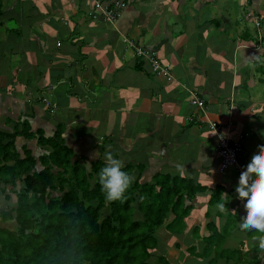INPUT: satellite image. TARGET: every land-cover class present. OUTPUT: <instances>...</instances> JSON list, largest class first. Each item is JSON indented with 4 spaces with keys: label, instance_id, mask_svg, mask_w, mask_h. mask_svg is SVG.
Instances as JSON below:
<instances>
[{
    "label": "crops",
    "instance_id": "1",
    "mask_svg": "<svg viewBox=\"0 0 264 264\" xmlns=\"http://www.w3.org/2000/svg\"><path fill=\"white\" fill-rule=\"evenodd\" d=\"M123 1L116 20L107 21L90 0H0V131L27 123L34 137H48L60 125L87 169L112 152L124 165L143 166L132 175L141 182L168 174L190 183L181 237L159 232L169 238L160 251L184 256L167 257L171 264H207L188 247L202 250L213 228L233 252L216 264H264L253 241L260 234L239 229L238 173L219 172L217 136L186 119L201 115L190 103L195 93L205 119L231 123L243 167L264 143V21L257 27L247 15L264 13V0ZM150 53L168 66L170 80L152 71ZM14 144L21 156L23 147L32 154L43 148L20 134Z\"/></svg>",
    "mask_w": 264,
    "mask_h": 264
},
{
    "label": "trees",
    "instance_id": "2",
    "mask_svg": "<svg viewBox=\"0 0 264 264\" xmlns=\"http://www.w3.org/2000/svg\"><path fill=\"white\" fill-rule=\"evenodd\" d=\"M22 125V130L0 131V182L15 186L16 196L0 210L3 223H14L13 228L0 224V264H171L158 249L166 238L157 231L172 233L173 240L181 237L189 213L184 196L193 194L190 183L168 174L146 182L137 176L123 203L108 202L98 181L104 161L91 162L87 169L83 157L72 160L74 153L57 125L51 136L37 133L38 145L50 151L39 157L42 168L36 170L31 150L23 147L21 156L15 148L17 135H33L27 123ZM134 169L139 175L143 166L125 164L123 170L133 175ZM16 181L22 183L18 189ZM202 237L203 249L188 247L189 255L207 257V264L232 258L215 228Z\"/></svg>",
    "mask_w": 264,
    "mask_h": 264
},
{
    "label": "clouds",
    "instance_id": "3",
    "mask_svg": "<svg viewBox=\"0 0 264 264\" xmlns=\"http://www.w3.org/2000/svg\"><path fill=\"white\" fill-rule=\"evenodd\" d=\"M211 134H215L211 133ZM97 158V153L92 154ZM124 169V162L115 157L112 152L104 155V165L98 171V181L101 192L108 202L126 200V192L132 186L134 177ZM238 199L244 202V215L239 222V229L243 232H254L253 241L258 243L264 251V143L260 144L240 173L235 189ZM221 211L225 205L220 204Z\"/></svg>",
    "mask_w": 264,
    "mask_h": 264
},
{
    "label": "built area",
    "instance_id": "4",
    "mask_svg": "<svg viewBox=\"0 0 264 264\" xmlns=\"http://www.w3.org/2000/svg\"><path fill=\"white\" fill-rule=\"evenodd\" d=\"M94 6L101 10L104 18L107 21H114L121 13L125 6L123 0H90ZM106 2V3H105ZM248 16L253 17L255 25L258 27L261 21H264V13L259 15H254L247 13ZM127 45L135 52L137 56L143 57L146 56V51L140 46L136 45L132 40L125 39ZM150 60V65L152 71L157 74H164L166 79L170 80L172 78L171 73L167 65L161 63L154 53L148 55ZM190 103L196 105L201 110V115L198 116H187L186 119L189 122H194L201 126L205 123L210 130L215 132L217 136L218 145L217 153L219 157L218 170L221 173H225L229 168H235L236 172L240 176V173L243 171L244 167L239 162V147L236 142L230 137V125L228 122L226 124H220L219 122L205 119V107L204 102L199 98L195 93L191 94Z\"/></svg>",
    "mask_w": 264,
    "mask_h": 264
},
{
    "label": "rangeland",
    "instance_id": "5",
    "mask_svg": "<svg viewBox=\"0 0 264 264\" xmlns=\"http://www.w3.org/2000/svg\"><path fill=\"white\" fill-rule=\"evenodd\" d=\"M33 135L31 136V137H33V138H38V136H35L34 137V135H35V133H32ZM15 142V141H14ZM45 148H41V150L39 151H35V153L33 154V156L36 158V159H39V157L41 156V155H43V153H48L49 151H50V148L49 147H47V145H45L44 146ZM19 151H20V149H18ZM20 153V152H19ZM20 154H22V153H20ZM39 156V157H38ZM38 157V158H37ZM77 158V156L76 155H74L73 157H72V160L73 159H76ZM35 168H36V170H39V169H41L42 168V165L40 164V162H39V160L36 162V164H35ZM89 168V167H88ZM90 169V168H89ZM134 174V173H133ZM17 182V184H16V188L18 189L19 188V186H21V182H19V181H16ZM14 188H15V186H12L11 184H3L2 183V181L0 182V210H5V209H7L8 208V206H10L11 204H13L14 203V201H15V194H14ZM5 195H8V197H6ZM8 198V199H7ZM0 224L1 225H6V226H8V227H10V228H13L14 227V223L12 222V221H8L7 223H3L2 221H1V219H0ZM163 228H159L158 229V231H157V233H159L161 230H162ZM173 235V234H172ZM165 238L166 239H169L168 237H167V234L165 233ZM164 247V249H165V247L166 246H163ZM161 251H163V253L169 258V260L171 261V262H173L174 260H176V259H179V258H183L182 257V255H181V253H179V251L178 250H170L169 252L168 251H166V250H161ZM228 252H230V251H227V253ZM231 254V253H230ZM183 260V259H182Z\"/></svg>",
    "mask_w": 264,
    "mask_h": 264
}]
</instances>
